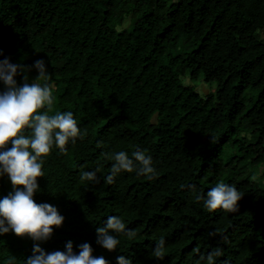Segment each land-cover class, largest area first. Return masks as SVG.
Segmentation results:
<instances>
[{"label":"trees","instance_id":"1","mask_svg":"<svg viewBox=\"0 0 264 264\" xmlns=\"http://www.w3.org/2000/svg\"><path fill=\"white\" fill-rule=\"evenodd\" d=\"M0 52L30 81L43 60L54 111H71L87 131L66 152L54 147L38 180L35 201L57 208L63 225L46 241L0 235V264L69 241L109 264L121 255L206 264L217 247L215 264H264V0H0ZM137 149L151 156L153 177L121 172L104 183L106 154ZM98 167L99 183H81L82 170ZM220 182L242 194L239 212H208L195 198ZM10 191L0 177V198ZM113 215L137 236L108 252L96 228Z\"/></svg>","mask_w":264,"mask_h":264},{"label":"clouds","instance_id":"2","mask_svg":"<svg viewBox=\"0 0 264 264\" xmlns=\"http://www.w3.org/2000/svg\"><path fill=\"white\" fill-rule=\"evenodd\" d=\"M3 53L0 52V55ZM34 67L38 76L29 80L30 69L22 64H13L5 58L0 61V177L7 176L12 191L0 198V235L14 233L18 238H30L33 241H46L53 235V229L63 225L64 217L57 208L48 204H38L34 196L39 191L38 180L44 176L43 165L55 147L66 152L69 143L77 139L84 140L86 130L78 127L71 111H54L55 84L52 75L47 72L43 60H37ZM17 75L23 82L17 83ZM9 145H11L9 147ZM113 161L110 174L102 177L103 182L112 184L121 173L135 172L149 179L156 169L151 156L144 150H135L129 155L121 150L106 154ZM95 171H81V183H99ZM255 179V177H253ZM195 192V186H192ZM242 194L233 185L217 183L207 191L206 196L196 194L197 201L203 200L208 212L222 210L226 213L239 212ZM115 233L110 235L109 233ZM97 244L108 252H114L121 244V237L133 239L137 236L134 229L126 227L119 216H108L103 226L96 228ZM210 235H214L210 234ZM165 251V239L161 237L153 249L152 255L162 259ZM223 255L219 247L212 249L206 257L200 259L206 264H215V258ZM24 264H109L103 256H93L90 244L79 245L74 253L72 242L66 244L65 251L45 252L39 245L33 246V254ZM117 264H132L124 256L117 257Z\"/></svg>","mask_w":264,"mask_h":264},{"label":"rangeland","instance_id":"3","mask_svg":"<svg viewBox=\"0 0 264 264\" xmlns=\"http://www.w3.org/2000/svg\"><path fill=\"white\" fill-rule=\"evenodd\" d=\"M127 24V22L125 23V25ZM200 89H202V87L200 86V87H197V90H200ZM253 176L255 177V174H253Z\"/></svg>","mask_w":264,"mask_h":264}]
</instances>
